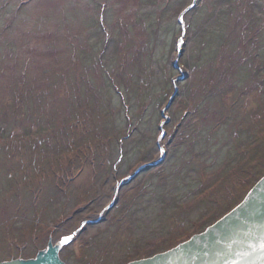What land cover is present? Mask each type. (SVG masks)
I'll use <instances>...</instances> for the list:
<instances>
[{"label":"rangeland","instance_id":"374dc122","mask_svg":"<svg viewBox=\"0 0 264 264\" xmlns=\"http://www.w3.org/2000/svg\"><path fill=\"white\" fill-rule=\"evenodd\" d=\"M263 175L264 0H0V262L146 258Z\"/></svg>","mask_w":264,"mask_h":264},{"label":"water","instance_id":"95a60500","mask_svg":"<svg viewBox=\"0 0 264 264\" xmlns=\"http://www.w3.org/2000/svg\"><path fill=\"white\" fill-rule=\"evenodd\" d=\"M59 241L51 238L33 258L0 264H71L62 257L65 246ZM126 264H264V175L242 202L204 231L166 251Z\"/></svg>","mask_w":264,"mask_h":264},{"label":"snow or ice","instance_id":"6c2138e0","mask_svg":"<svg viewBox=\"0 0 264 264\" xmlns=\"http://www.w3.org/2000/svg\"><path fill=\"white\" fill-rule=\"evenodd\" d=\"M73 239L74 238L71 234H66L60 239L59 242L62 246H66V245L70 244L73 241Z\"/></svg>","mask_w":264,"mask_h":264},{"label":"bare ground","instance_id":"6f19581e","mask_svg":"<svg viewBox=\"0 0 264 264\" xmlns=\"http://www.w3.org/2000/svg\"><path fill=\"white\" fill-rule=\"evenodd\" d=\"M105 204H106V202H104V200H103L102 204L99 205V208H98V209L103 208V207L105 206ZM223 216H224V215H223ZM203 231H204V230H203ZM165 251H166V250H165Z\"/></svg>","mask_w":264,"mask_h":264},{"label":"flooded vegetation","instance_id":"af4514ba","mask_svg":"<svg viewBox=\"0 0 264 264\" xmlns=\"http://www.w3.org/2000/svg\"><path fill=\"white\" fill-rule=\"evenodd\" d=\"M217 221V220H216ZM216 221H214V222H216ZM213 224V223H212ZM210 226V225H209Z\"/></svg>","mask_w":264,"mask_h":264}]
</instances>
